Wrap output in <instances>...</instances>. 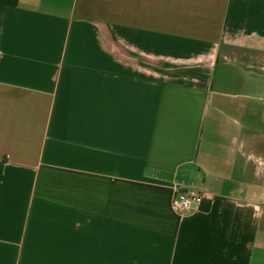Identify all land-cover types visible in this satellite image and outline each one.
<instances>
[{
    "label": "crops",
    "instance_id": "0c3cea01",
    "mask_svg": "<svg viewBox=\"0 0 264 264\" xmlns=\"http://www.w3.org/2000/svg\"><path fill=\"white\" fill-rule=\"evenodd\" d=\"M0 264H264V0H0Z\"/></svg>",
    "mask_w": 264,
    "mask_h": 264
},
{
    "label": "built area",
    "instance_id": "2783aa9c",
    "mask_svg": "<svg viewBox=\"0 0 264 264\" xmlns=\"http://www.w3.org/2000/svg\"><path fill=\"white\" fill-rule=\"evenodd\" d=\"M209 196L204 191H185L177 188L172 199V207L181 215H189L197 211L203 200Z\"/></svg>",
    "mask_w": 264,
    "mask_h": 264
}]
</instances>
